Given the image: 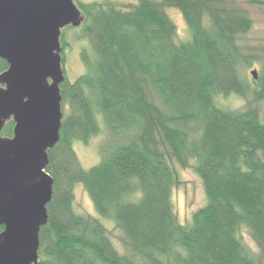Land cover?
<instances>
[{
  "label": "trees",
  "instance_id": "trees-1",
  "mask_svg": "<svg viewBox=\"0 0 264 264\" xmlns=\"http://www.w3.org/2000/svg\"><path fill=\"white\" fill-rule=\"evenodd\" d=\"M74 2L82 22L63 28L60 42L68 46L65 29L78 32L84 72L60 83L38 264H264V78L254 86L244 73L255 56L241 39L252 26L245 9L225 0ZM168 8L181 12L186 39ZM233 97L239 108L223 102ZM12 128L7 121L0 135ZM100 135L98 162L85 168L74 143ZM179 168L197 176L206 199L186 222L172 199ZM76 185L115 237L74 210Z\"/></svg>",
  "mask_w": 264,
  "mask_h": 264
},
{
  "label": "water",
  "instance_id": "water-1",
  "mask_svg": "<svg viewBox=\"0 0 264 264\" xmlns=\"http://www.w3.org/2000/svg\"><path fill=\"white\" fill-rule=\"evenodd\" d=\"M82 19L74 0H0V131L13 122L0 136V264H38L53 189L47 152L63 117L60 36Z\"/></svg>",
  "mask_w": 264,
  "mask_h": 264
},
{
  "label": "rangeland",
  "instance_id": "rangeland-1",
  "mask_svg": "<svg viewBox=\"0 0 264 264\" xmlns=\"http://www.w3.org/2000/svg\"><path fill=\"white\" fill-rule=\"evenodd\" d=\"M78 1L84 4L94 2V0ZM104 2H113L118 7L126 9L129 5L135 3V0H96V3L98 4H102ZM225 2L228 6L236 5L245 9L248 17L252 21L250 30L243 35L241 39L244 44V49H247L246 51L248 53H255V56L250 57V67L244 69L245 76L249 78L255 86L259 83L261 77L264 78V0H225ZM166 10L169 17L176 25L177 38L186 39L188 31L181 12L175 8H168ZM74 28L78 29L79 27ZM73 29L68 28L64 30V41L68 46H64L62 49V56L64 57L62 69L64 71L65 78L69 81H73L78 75L84 72V68L80 60V50L83 44H79L81 41L76 35L78 32ZM252 70L256 71L255 79L251 75ZM223 102L228 104V107L231 109L239 108L242 105V101L236 97L227 99L226 101L223 100ZM259 107L261 110V116L264 118V99L261 100ZM0 136L4 137L2 135ZM101 139L102 135L92 138L87 144L78 142L74 143V149L77 152V156L85 168H88L98 162V144ZM178 180L179 183L173 190L172 199L179 221L186 222L188 221L192 211L202 206L206 199L199 179L190 169L179 168ZM73 207L78 214H90L96 216L101 220L102 224L107 229L112 228V222L110 220L111 224H109L107 219L100 218L95 212L91 200L80 185H76L74 187ZM108 224L109 226H107ZM112 234L114 237L117 234V231L113 228ZM243 238L249 247L254 248V242L245 231H243ZM113 242L116 244V248H121L115 238Z\"/></svg>",
  "mask_w": 264,
  "mask_h": 264
},
{
  "label": "flooded vegetation",
  "instance_id": "flooded-vegetation-1",
  "mask_svg": "<svg viewBox=\"0 0 264 264\" xmlns=\"http://www.w3.org/2000/svg\"><path fill=\"white\" fill-rule=\"evenodd\" d=\"M60 45H61V42H60ZM62 54H63V50H62V47H61V52H60V56H61V65H62ZM1 59V58H0ZM1 60H3L5 63H6V61L4 60V59H1ZM6 68H7V63H6ZM5 68V69H6ZM4 69V70H5Z\"/></svg>",
  "mask_w": 264,
  "mask_h": 264
}]
</instances>
